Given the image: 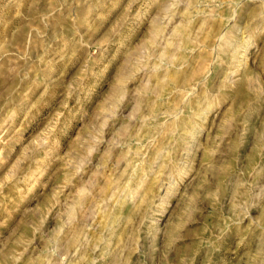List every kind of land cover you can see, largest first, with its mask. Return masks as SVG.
<instances>
[{
    "label": "rangeland",
    "instance_id": "obj_1",
    "mask_svg": "<svg viewBox=\"0 0 264 264\" xmlns=\"http://www.w3.org/2000/svg\"><path fill=\"white\" fill-rule=\"evenodd\" d=\"M0 264H264V0H0Z\"/></svg>",
    "mask_w": 264,
    "mask_h": 264
}]
</instances>
